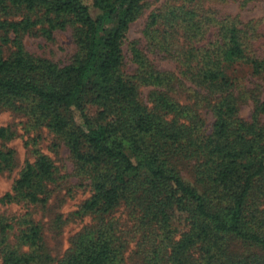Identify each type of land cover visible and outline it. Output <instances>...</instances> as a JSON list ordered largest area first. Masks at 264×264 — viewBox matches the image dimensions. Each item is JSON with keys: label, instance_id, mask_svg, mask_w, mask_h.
<instances>
[{"label": "trees", "instance_id": "16d2710c", "mask_svg": "<svg viewBox=\"0 0 264 264\" xmlns=\"http://www.w3.org/2000/svg\"><path fill=\"white\" fill-rule=\"evenodd\" d=\"M145 1L0 0V42L14 48L7 57L0 46V107L25 110L67 146L91 191L81 217L110 214L120 206L135 216L138 264H264V100L243 121L231 77L244 60L254 75L264 74V57L244 43L235 25L221 28L222 43L182 47V74L198 87L196 105L203 103L214 116L211 133L197 113L163 93L149 107L122 71L123 42ZM11 8L27 15L9 20ZM38 12L39 19L30 16ZM38 25L47 38L72 26L77 56L60 65L27 52L23 36ZM135 57L143 65L138 53ZM140 81L165 84L155 73ZM11 136L0 127V141ZM186 161L195 164L194 183L179 171L178 163ZM12 163L13 152L0 150V172ZM57 172L39 154L3 201L45 206ZM111 228L81 232L59 264H127L125 243ZM13 231L19 233V249L8 243ZM0 238L3 264L54 261L30 214L0 216Z\"/></svg>", "mask_w": 264, "mask_h": 264}, {"label": "rangeland", "instance_id": "374dc122", "mask_svg": "<svg viewBox=\"0 0 264 264\" xmlns=\"http://www.w3.org/2000/svg\"><path fill=\"white\" fill-rule=\"evenodd\" d=\"M27 15L24 9L11 8L9 20H21ZM39 19L40 12L30 14ZM235 25L242 30L244 43L264 57V0H146L141 17L131 25L123 42V73L140 88V99L151 107L156 94L163 93L176 103L188 106L190 114L197 113L207 133L215 122L211 110L203 103L196 105L198 87L182 74L184 54L182 47H201L221 42L218 34L223 26ZM38 25L23 36L26 51L37 58L48 59L60 65L68 64L78 54L72 26L57 29L47 38ZM2 43L0 42V46ZM167 45V46H166ZM5 56L14 51L3 46ZM135 53L143 65L136 61ZM251 56V49L247 51ZM145 73L160 74L165 78L162 87L141 83ZM234 90L238 97L239 117L250 121L255 104L264 100V74L254 75L246 60L235 64L231 71ZM264 120V118H263ZM0 127L8 128L11 138L0 141V150L13 152L12 165L0 172V216L6 219L30 214L44 237L47 253L53 258L50 264H59L73 247L76 237L86 229L101 225L112 226L111 234L125 243L127 264H138L139 233L134 227L135 216L120 206L110 214L81 217L83 203L91 196L87 180L80 177L69 149L62 140L35 120L23 109L14 106L0 107ZM39 154L47 156L56 166L57 182L51 186V196L45 206H31L10 202L5 198L27 162H34ZM194 162H179L178 168L187 182L194 183ZM18 232L8 238L12 248L19 249ZM1 240V238H0ZM241 252V244L235 243ZM0 264L2 263L0 253Z\"/></svg>", "mask_w": 264, "mask_h": 264}]
</instances>
